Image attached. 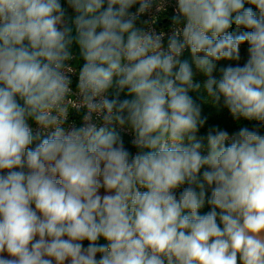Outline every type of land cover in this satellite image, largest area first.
Returning <instances> with one entry per match:
<instances>
[{"label": "clouds", "instance_id": "9594fccd", "mask_svg": "<svg viewBox=\"0 0 264 264\" xmlns=\"http://www.w3.org/2000/svg\"><path fill=\"white\" fill-rule=\"evenodd\" d=\"M165 2L0 0V264H264V0Z\"/></svg>", "mask_w": 264, "mask_h": 264}, {"label": "trees", "instance_id": "16d2710c", "mask_svg": "<svg viewBox=\"0 0 264 264\" xmlns=\"http://www.w3.org/2000/svg\"><path fill=\"white\" fill-rule=\"evenodd\" d=\"M62 5L67 8V5L65 3V0H61ZM249 5H246V7H248ZM71 9H68L67 11H70ZM255 10V9H254ZM230 31H232L233 33H238V32H242L245 31V29H237L235 27V25H233L232 29H230ZM247 44H244L241 46L240 49V56L241 59L239 61H228V60H222L219 61L217 63V68L216 71L214 72V76H216L217 78L220 77V69L223 67H226L228 65H232L235 66L237 63L240 64L241 66H243V64L246 62V60L248 59V52H247ZM181 59H187L189 60V62L191 63V56H190V52L188 50H186L184 52V54L182 55ZM193 71L195 72V66L193 65ZM197 80L200 79L199 76L196 77ZM193 99L200 104L201 109H202V117H207L206 120V124L204 125V127H202L198 133V135L200 136H206L207 131L210 127L213 126H219L227 131H229V133H232L234 131L238 130V125L236 124V122L233 120V118L231 117L230 113L228 112L227 109H218L216 107H214L211 101L210 97H206L207 102L209 103H205L203 100V97L201 96L200 93L197 92H190L189 93ZM121 99L125 98L124 94H121ZM239 123V121L237 122ZM244 123L249 126L252 127L256 122L252 121H244ZM114 128V127H112ZM115 133L118 135V137L120 139H122L124 146L127 150L131 151V146L129 143V140L127 138V136L123 133V131L118 130L116 128H114ZM262 132H264V130H262ZM42 138L44 135H41ZM38 140H34L33 145H31V147H35V145L38 143ZM203 171V170H202ZM206 203L205 206L200 210V214H204L206 212H208L210 210V206L207 204V198L210 197L211 195V188L206 186ZM101 194L103 193V190H101ZM87 241L84 242V245L87 246ZM99 243L103 244L105 243V241L103 239H101L99 241Z\"/></svg>", "mask_w": 264, "mask_h": 264}, {"label": "built area", "instance_id": "2783aa9c", "mask_svg": "<svg viewBox=\"0 0 264 264\" xmlns=\"http://www.w3.org/2000/svg\"><path fill=\"white\" fill-rule=\"evenodd\" d=\"M165 9L166 10L162 9L161 13L154 9L153 13L150 16L142 17V19L148 20L149 26L151 28H154L156 31H158V32L159 31H163L165 33V42H166L167 35L170 34V31H171V27L170 26L173 23L172 16L175 14V3H174V0H166ZM152 16L157 17V19L155 20L154 23H153V20H152ZM70 63L72 64L71 66L74 69V71L78 72L79 66H82V64H83V60L81 58L80 62H79V60H77V61L73 60ZM72 80H73L72 87H73V90H75V86H76L78 77L73 75L72 76ZM70 100L71 101H75V96H70ZM69 110H72V105L71 104L69 105ZM81 119H82V114L81 113H78L75 110L70 112V114H69V123L70 124L71 123H75L76 126H79L80 122H81ZM29 123H30V126L33 127L34 134H35V132L37 131V126L32 121H29ZM99 126H102V124L99 125ZM110 127H114V128H116L118 130L123 131V133L127 136L128 140H129V143H130V146H131V151L130 152L132 154H135L137 149L132 144L133 136H132V133H131L130 129H128L127 126L120 127L119 125H114V126H110ZM41 135H46V133H42Z\"/></svg>", "mask_w": 264, "mask_h": 264}, {"label": "rangeland", "instance_id": "374dc122", "mask_svg": "<svg viewBox=\"0 0 264 264\" xmlns=\"http://www.w3.org/2000/svg\"><path fill=\"white\" fill-rule=\"evenodd\" d=\"M68 14L71 15L72 14V10L68 11ZM74 51L78 54V49L75 48V46H74Z\"/></svg>", "mask_w": 264, "mask_h": 264}]
</instances>
